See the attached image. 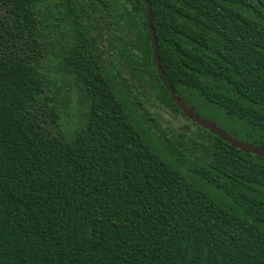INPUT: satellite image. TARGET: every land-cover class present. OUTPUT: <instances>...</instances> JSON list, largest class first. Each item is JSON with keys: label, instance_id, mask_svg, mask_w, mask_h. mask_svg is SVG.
<instances>
[{"label": "trees", "instance_id": "1", "mask_svg": "<svg viewBox=\"0 0 264 264\" xmlns=\"http://www.w3.org/2000/svg\"><path fill=\"white\" fill-rule=\"evenodd\" d=\"M55 1L65 41L49 35ZM149 2L176 95L264 147V0ZM49 52L87 107L70 138L42 72ZM151 98L190 126L140 114ZM0 264H264V159L173 104L141 0H0Z\"/></svg>", "mask_w": 264, "mask_h": 264}, {"label": "rangeland", "instance_id": "2", "mask_svg": "<svg viewBox=\"0 0 264 264\" xmlns=\"http://www.w3.org/2000/svg\"><path fill=\"white\" fill-rule=\"evenodd\" d=\"M55 3L52 7L51 20L49 19V35L54 42L58 38L60 41H65L70 36V26L66 21L62 20L65 16V11L60 6L62 4L59 1H55ZM58 10H60L61 14ZM116 56L117 54L110 53L108 59H112L114 63ZM114 64L115 67L121 68L117 63ZM42 72L47 79L50 98L53 99L54 106L58 112V131L66 138H70L74 131L84 125L86 121L87 107L82 100L81 92L73 77L63 68L60 57L55 53L52 54L49 52L47 54L43 62ZM123 74L125 76L128 75L126 72H123ZM143 91L144 89L137 86L135 93H138L137 96L139 99H141ZM143 110L152 113L162 126L174 131H178L182 126H190L181 115L167 111L164 107L152 100V98L142 101V109L139 110V113H143ZM143 120L146 121V117H143ZM54 129V131H57L56 128ZM54 131L52 132L56 133Z\"/></svg>", "mask_w": 264, "mask_h": 264}, {"label": "water", "instance_id": "3", "mask_svg": "<svg viewBox=\"0 0 264 264\" xmlns=\"http://www.w3.org/2000/svg\"><path fill=\"white\" fill-rule=\"evenodd\" d=\"M145 7L146 14V29L150 38V45L152 50V64L155 69L158 80L161 82L165 91L169 94L173 104L177 109L194 125L198 126L202 130L209 132L219 140L227 143L229 146L245 153L252 154L258 158L264 159V147L260 145H252L247 142H241L238 139L227 134L223 129L218 127L213 121L206 120L198 116L190 107H188L175 93L174 89L169 85L165 78V75L160 66V60L158 56V44L155 35L154 28L152 26V12L151 4L149 0H141Z\"/></svg>", "mask_w": 264, "mask_h": 264}]
</instances>
